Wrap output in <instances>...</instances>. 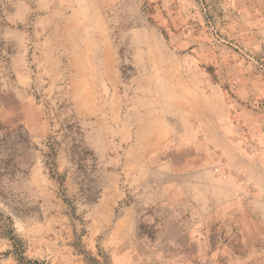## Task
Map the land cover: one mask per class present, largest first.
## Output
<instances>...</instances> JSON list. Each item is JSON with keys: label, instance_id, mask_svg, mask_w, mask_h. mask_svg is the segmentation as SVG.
Segmentation results:
<instances>
[{"label": "rangeland", "instance_id": "obj_1", "mask_svg": "<svg viewBox=\"0 0 264 264\" xmlns=\"http://www.w3.org/2000/svg\"><path fill=\"white\" fill-rule=\"evenodd\" d=\"M4 138L0 264H264V0H0Z\"/></svg>", "mask_w": 264, "mask_h": 264}, {"label": "trees", "instance_id": "obj_2", "mask_svg": "<svg viewBox=\"0 0 264 264\" xmlns=\"http://www.w3.org/2000/svg\"><path fill=\"white\" fill-rule=\"evenodd\" d=\"M20 139L24 142H27V140L23 139V137H20ZM6 143H9L8 138H4L0 140V144L5 145ZM12 160H13V155H11L10 153H7L5 158L0 159V170H2V172H0V181H2L5 177L11 176V174L17 172V167L13 164L14 162H12ZM0 217L2 218L4 223V225H2L1 227L0 236L3 238H7L9 241H11L13 254L16 256L19 262L24 263L26 259L22 257V253L24 252L23 243L14 234V231L11 228L12 225L11 221L7 218H4L1 214ZM34 264L36 263L34 262Z\"/></svg>", "mask_w": 264, "mask_h": 264}]
</instances>
